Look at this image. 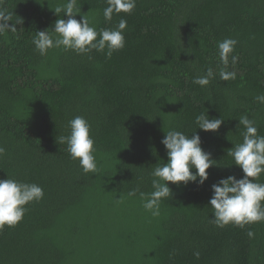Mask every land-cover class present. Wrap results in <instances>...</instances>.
Segmentation results:
<instances>
[{"label": "trees", "instance_id": "trees-1", "mask_svg": "<svg viewBox=\"0 0 264 264\" xmlns=\"http://www.w3.org/2000/svg\"><path fill=\"white\" fill-rule=\"evenodd\" d=\"M66 2L0 0L17 28L0 37V179L44 190L22 221L0 229V264H264V221L218 227L208 204L212 184L243 176L227 154L243 142L239 118L264 136V103L255 99L264 95V0H136L131 14L111 21L107 0H76V19L84 14L98 31L126 19L125 47L111 58L107 49L62 47L41 56L33 38L67 19L53 9ZM225 38L238 41V61L230 56L226 69L218 54ZM209 68L207 86L193 83ZM222 69L235 79L222 80ZM206 112L223 119L218 131L197 128ZM76 116L91 125L97 174L60 143ZM169 130L199 134L217 165L203 185L169 182L172 196L153 217L140 192L154 190L150 174L167 162L161 140Z\"/></svg>", "mask_w": 264, "mask_h": 264}, {"label": "clouds", "instance_id": "clouds-1", "mask_svg": "<svg viewBox=\"0 0 264 264\" xmlns=\"http://www.w3.org/2000/svg\"><path fill=\"white\" fill-rule=\"evenodd\" d=\"M107 4L103 15L105 20L111 21L113 14H131L136 0H107ZM53 9L58 15L63 13L67 19H57L51 33L47 30L37 31L33 44L41 56H46L50 49L62 47L77 54H88L93 50L104 52L107 49L105 55L111 58L115 51L125 47L126 19L121 18L115 28L98 31L84 14L81 19H76V15L81 13V8L76 6V0H67L66 4ZM9 21H12V13L0 9V37H6L9 30H17L15 24L10 25ZM237 43L233 38L218 42V54L225 69L229 65L230 56L232 65L238 61V57L233 55ZM214 75L209 68L205 75L196 77L193 83L207 86ZM219 75L222 80L236 77L235 72L223 69ZM255 99L264 103V95H258ZM195 123L201 130L218 131L223 119H210L206 112L198 115ZM239 124L246 129L243 142L235 145L227 154L242 169L243 176L237 178L229 175L211 185L212 196L208 204L213 209V223L218 227L234 224L243 228L245 225L264 221V184L256 182L264 173V136L258 134L254 121L247 116H241ZM68 126L70 133L61 136L60 143L67 144L70 157L79 160L85 173H99L101 169L95 155V141L91 135L90 123L86 118L76 116L68 122ZM165 133L161 143L167 151V162L156 166L150 174L154 190L150 193L140 192L143 208L153 217L160 215L161 201L172 196L169 182L185 185L195 182L203 185L209 176L207 170L217 165L211 153L202 148L199 134L189 136L176 130ZM4 153L5 149L0 146V157ZM137 191L138 189L129 192L128 196H135ZM43 197L44 190L36 183L20 182L11 178L0 179V229L16 226L28 210L26 205L39 202ZM122 200L123 197H120L118 202ZM248 235L251 237L254 234L249 231ZM195 255L198 257L199 253Z\"/></svg>", "mask_w": 264, "mask_h": 264}]
</instances>
